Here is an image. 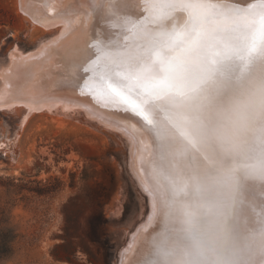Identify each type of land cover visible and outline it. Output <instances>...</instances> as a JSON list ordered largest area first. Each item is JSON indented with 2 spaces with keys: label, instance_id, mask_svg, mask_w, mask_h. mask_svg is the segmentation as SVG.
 <instances>
[{
  "label": "rangeland",
  "instance_id": "rangeland-1",
  "mask_svg": "<svg viewBox=\"0 0 264 264\" xmlns=\"http://www.w3.org/2000/svg\"><path fill=\"white\" fill-rule=\"evenodd\" d=\"M57 29L33 24L17 0H0V72ZM2 87L0 78V96ZM51 108L0 107V206L16 235L0 264H119L151 214L127 138L82 109Z\"/></svg>",
  "mask_w": 264,
  "mask_h": 264
},
{
  "label": "snow or ice",
  "instance_id": "snow-or-ice-1",
  "mask_svg": "<svg viewBox=\"0 0 264 264\" xmlns=\"http://www.w3.org/2000/svg\"><path fill=\"white\" fill-rule=\"evenodd\" d=\"M136 6L146 15L133 18L131 31L142 38L147 51L140 54L127 44L113 47L110 39L93 36L95 59L88 41L74 48L64 79L69 87L79 88L81 96L129 113L147 129L155 128L160 113L170 115L198 94L221 69L247 68L254 57L264 55V0L245 6L233 0H136ZM113 15L119 20V14ZM81 68L90 75L81 77ZM141 185L157 208L147 222L152 227L140 237L144 241L155 229L159 204L152 186L143 179ZM239 258L242 264H264V232L259 240L243 238Z\"/></svg>",
  "mask_w": 264,
  "mask_h": 264
},
{
  "label": "bare ground",
  "instance_id": "bare-ground-1",
  "mask_svg": "<svg viewBox=\"0 0 264 264\" xmlns=\"http://www.w3.org/2000/svg\"><path fill=\"white\" fill-rule=\"evenodd\" d=\"M17 1L20 12L33 24L43 28L57 26L59 29L56 32L59 33L38 52L29 54L28 58L18 59L16 55V58L11 59L10 67L0 72L3 82L0 107L21 105L31 110L54 106L68 110L82 109L99 123L119 130L126 136L130 149V167L138 186L147 196L151 214L130 236L128 247L122 253L119 264H139L143 246L140 237L145 234L143 230L146 227H152L147 222L157 212L153 198L144 191L141 180L152 186L159 204L163 194L156 191L151 177L154 172L168 170L177 163L181 142L191 140L188 116H194L199 106H211L212 91L217 83L235 80L245 75L248 69L239 66L221 69L198 94L174 107L170 115L160 113L155 128L147 129L143 122L131 114L113 107L103 108L91 96H81L80 89L69 87L64 79L74 48L82 47L88 41V47L93 53L92 59H95L96 45L90 40L93 36L110 39L113 47L127 44L140 54L147 51V45L142 38L131 31L133 18L146 15L136 6V0ZM251 2L252 0H233L239 6ZM98 5L101 7L98 8ZM114 13L119 14V20L114 17ZM125 34L128 35L127 40L124 39ZM79 74L85 78L90 75L82 68ZM84 102L89 106H85ZM181 117L184 118L183 123L180 122ZM137 126L143 131L139 132ZM147 137L152 145L150 154L146 147ZM236 212L242 220L248 222L246 235L259 240L264 232V184H243L237 193Z\"/></svg>",
  "mask_w": 264,
  "mask_h": 264
},
{
  "label": "clouds",
  "instance_id": "clouds-1",
  "mask_svg": "<svg viewBox=\"0 0 264 264\" xmlns=\"http://www.w3.org/2000/svg\"><path fill=\"white\" fill-rule=\"evenodd\" d=\"M247 69L215 85L211 106L188 116L191 140L177 163L153 173L163 195L139 264H242L248 222L237 215V193L264 184V55Z\"/></svg>",
  "mask_w": 264,
  "mask_h": 264
},
{
  "label": "trees",
  "instance_id": "trees-1",
  "mask_svg": "<svg viewBox=\"0 0 264 264\" xmlns=\"http://www.w3.org/2000/svg\"><path fill=\"white\" fill-rule=\"evenodd\" d=\"M15 237L16 235L8 223L6 209L0 206V260L10 257L11 245Z\"/></svg>",
  "mask_w": 264,
  "mask_h": 264
}]
</instances>
